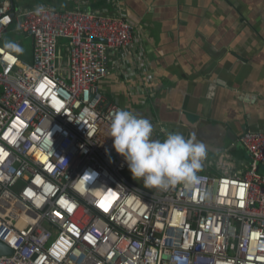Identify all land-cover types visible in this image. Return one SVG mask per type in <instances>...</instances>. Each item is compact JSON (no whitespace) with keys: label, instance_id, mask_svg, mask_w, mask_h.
<instances>
[{"label":"built area","instance_id":"obj_1","mask_svg":"<svg viewBox=\"0 0 264 264\" xmlns=\"http://www.w3.org/2000/svg\"><path fill=\"white\" fill-rule=\"evenodd\" d=\"M13 4L0 0V264H264V131L195 185L145 188L109 137L123 108L98 88L111 58L124 78L148 73L122 10ZM8 32L31 38L30 61Z\"/></svg>","mask_w":264,"mask_h":264},{"label":"crops","instance_id":"obj_2","mask_svg":"<svg viewBox=\"0 0 264 264\" xmlns=\"http://www.w3.org/2000/svg\"><path fill=\"white\" fill-rule=\"evenodd\" d=\"M12 1L18 8L57 11L71 10L76 2ZM86 1L91 11L122 10L138 41L131 51L142 50L148 65L146 75L124 78L111 58L98 83L107 103L147 118L157 135L160 128L185 138L195 134L206 145L211 172L239 158L238 136L264 131V0ZM12 45L23 49L16 52L20 59L31 60L30 37L23 34Z\"/></svg>","mask_w":264,"mask_h":264},{"label":"clouds","instance_id":"obj_3","mask_svg":"<svg viewBox=\"0 0 264 264\" xmlns=\"http://www.w3.org/2000/svg\"><path fill=\"white\" fill-rule=\"evenodd\" d=\"M44 11L43 6L36 9ZM17 53L23 49L13 45ZM154 127L150 120L130 110L120 109L113 114L109 137L115 152L124 158L134 180L145 188L167 189L199 183L207 148L197 142L195 134L185 138L181 133H169L164 140L153 139Z\"/></svg>","mask_w":264,"mask_h":264},{"label":"rangeland","instance_id":"obj_4","mask_svg":"<svg viewBox=\"0 0 264 264\" xmlns=\"http://www.w3.org/2000/svg\"><path fill=\"white\" fill-rule=\"evenodd\" d=\"M21 36H23V35H21ZM21 36L20 35H16L15 36L13 33H9V34L6 35V43L9 44V46H11V41H12V44H16L18 42L19 37H21ZM60 42H62L63 45H60L59 54L60 55H64V54H66V51L64 50V45L67 44V41L66 40H61ZM8 48H10V47H8ZM169 133H172V132H169ZM169 133L161 134L159 140H161V141L164 140L166 138L167 134H169ZM213 158L214 157H212V160H213ZM213 161H215V159ZM218 161L222 162L220 155H219ZM234 161H235V159L232 160V163H231L232 165L235 164ZM214 172H215V169L213 167L212 168V173H214ZM262 174L264 175V168H262Z\"/></svg>","mask_w":264,"mask_h":264},{"label":"water","instance_id":"obj_5","mask_svg":"<svg viewBox=\"0 0 264 264\" xmlns=\"http://www.w3.org/2000/svg\"><path fill=\"white\" fill-rule=\"evenodd\" d=\"M12 250L0 241V256L11 255Z\"/></svg>","mask_w":264,"mask_h":264},{"label":"snow or ice","instance_id":"obj_6","mask_svg":"<svg viewBox=\"0 0 264 264\" xmlns=\"http://www.w3.org/2000/svg\"><path fill=\"white\" fill-rule=\"evenodd\" d=\"M101 207L105 209V211L108 210V202H101Z\"/></svg>","mask_w":264,"mask_h":264}]
</instances>
